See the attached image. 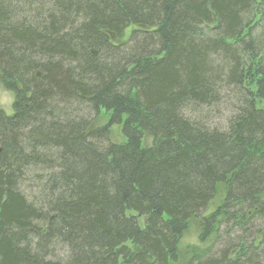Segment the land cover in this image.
I'll list each match as a JSON object with an SVG mask.
<instances>
[{"label": "trees", "instance_id": "16d2710c", "mask_svg": "<svg viewBox=\"0 0 264 264\" xmlns=\"http://www.w3.org/2000/svg\"><path fill=\"white\" fill-rule=\"evenodd\" d=\"M0 80V264H264V0H0Z\"/></svg>", "mask_w": 264, "mask_h": 264}, {"label": "rangeland", "instance_id": "374dc122", "mask_svg": "<svg viewBox=\"0 0 264 264\" xmlns=\"http://www.w3.org/2000/svg\"><path fill=\"white\" fill-rule=\"evenodd\" d=\"M1 81V80H0ZM12 101H13V95L10 92H7L4 90V88L2 87V85L0 84V109L4 111L5 114L10 115L12 114ZM107 119L104 118V115L101 117L100 119V123L101 125H106L107 123ZM219 121H217L218 123ZM99 121L97 122V125H100ZM111 137H110V141L112 143H121L124 141V138L122 137L121 134V130L119 127H113L111 128ZM150 142H148L149 144ZM25 192V190H23ZM224 196V187H219L218 188V194L217 196L213 199L211 205H210V209L209 211H212L214 209H216L217 207H219L221 200L223 199ZM262 200H264V195L262 196ZM194 222V221H193ZM196 223V222H195ZM197 224V223H196ZM194 229L191 228L188 233L186 234V236L183 238L182 243L180 245V249L181 251H184V249L188 246L191 245H198V235L200 233V230H195V232L193 231ZM232 232L228 231L226 233V228L223 227L220 229V231L218 232V238H216V240L214 241L215 244L213 245L214 250L210 253H214L217 250L222 249L224 246H226L227 244L230 245L233 242L236 243V237L240 236V233L237 232V230L235 228H233V230H231ZM250 233V232H249ZM210 245V243H209Z\"/></svg>", "mask_w": 264, "mask_h": 264}]
</instances>
